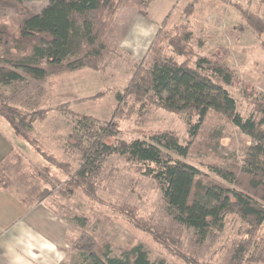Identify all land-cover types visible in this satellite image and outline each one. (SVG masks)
Masks as SVG:
<instances>
[{"label": "trees", "instance_id": "1", "mask_svg": "<svg viewBox=\"0 0 264 264\" xmlns=\"http://www.w3.org/2000/svg\"><path fill=\"white\" fill-rule=\"evenodd\" d=\"M30 1L35 0H0V20L9 9L14 11L18 36L28 42V49L13 54L17 48H24L23 43H10L9 38L0 35V85L23 81L25 76L44 79L85 67L99 70L107 62L105 56L113 53L112 41L107 36L114 31L115 23L111 20L118 9L129 6L148 10L154 0H48L39 13L27 7L26 2ZM198 2L190 0L186 13H192ZM237 7L247 23L263 34L264 19L240 5ZM169 16L170 13L157 32V42L161 41L157 43L155 39L151 43L145 57L131 66L125 87L116 92L110 120L78 113L70 101L57 107L76 119L69 138L75 152L81 155V164L70 173L66 185L69 190L82 188L86 195L95 197V187L90 186L97 180L102 163L113 154H121L157 181L175 220L193 228L199 244H204L214 230H222L228 215H238L243 226L234 243L231 264H252L254 260L261 263L262 254H255L253 248L260 246L256 244V235L264 224V97L255 101V110L249 116H244L228 87L238 79L236 72L221 57L188 48L193 33L186 24L172 26L174 35H163ZM151 105L186 114L188 140L184 142L177 133L163 131L150 135L152 142L142 138L107 142L109 137L119 134L116 120L130 118L137 110L144 112ZM210 111L228 117L255 144L243 165H211L208 170L217 179L205 181L203 169L168 152L188 156L193 138ZM0 115L27 139L33 123L46 117V112H21L0 94ZM4 169L3 165L1 170ZM3 175L8 179V175ZM6 179L2 181L3 187L11 185ZM127 213L137 227L155 232L144 226L142 219ZM95 238L85 230L76 239L68 237L71 248L81 252L78 264H168L165 259L153 260L142 243L115 254L109 242ZM180 257L188 264H200L188 255Z\"/></svg>", "mask_w": 264, "mask_h": 264}, {"label": "rangeland", "instance_id": "2", "mask_svg": "<svg viewBox=\"0 0 264 264\" xmlns=\"http://www.w3.org/2000/svg\"><path fill=\"white\" fill-rule=\"evenodd\" d=\"M174 1L163 35H174L176 31L171 29L172 26L186 24L193 33L188 48L210 57H221L236 72L238 79L228 87L237 99L239 110L249 116L255 110V101L264 97V33L258 34L237 6L264 19V0H199L192 13H186L190 0ZM160 3L165 0H154L148 10L129 6L118 9L111 20L115 23L114 31L107 36L112 41L113 53L105 56L107 62L99 70L85 67L44 79L25 76L23 81L0 85V94L5 101L21 112H46V117L33 123L30 137L25 138L27 145H21L14 152L19 160L14 172L18 173L21 182L13 188L30 200L46 202L54 213L66 218L70 223L68 237L71 239H76L85 230L94 234L96 241L109 242L115 254L142 243L153 260L165 259L168 264H188L181 255H188L200 264H231L234 243L238 241L239 229L243 226L240 217L228 215L224 228L214 230L204 244H199L194 229L175 220L157 181L121 154H113L102 163L97 180L90 186L95 187V197L86 195L82 188L69 190L66 185L70 173L81 164V155L75 152L77 149L69 138L76 119L57 107L70 101L78 113L100 120L111 119L116 92L125 87L131 66L146 55L133 57L122 46L124 36L135 20L155 23L163 14L159 23V27L162 26L170 9L165 6L162 11L157 10ZM47 4L48 0L26 2L34 13L41 12ZM17 19L16 13L9 9L0 20V35L9 38L10 43H23L24 48H17L13 54L28 49V42L18 36ZM132 29L131 32L135 33L136 28ZM140 38L139 35L135 43ZM155 39L157 42V33L152 42ZM187 118L186 114L151 105L144 112L137 110L130 118L116 120L119 134L109 137L107 142L116 138L151 141L150 135L163 131L177 133L185 142L188 140ZM1 124L4 126V122ZM254 144V139L228 117L210 111L193 138L188 156L168 153L199 166L205 171L203 180L208 181L217 179L208 170L209 166L239 167L245 163L246 154ZM23 172L25 180L20 178ZM125 211L142 219L141 223L155 232L137 227ZM156 233L157 238L154 237ZM256 244L260 246L254 247L253 252L261 253L264 258V224L256 235ZM70 249L68 264L80 263V250L72 249L71 244ZM252 264H264V261L254 260Z\"/></svg>", "mask_w": 264, "mask_h": 264}, {"label": "crops", "instance_id": "3", "mask_svg": "<svg viewBox=\"0 0 264 264\" xmlns=\"http://www.w3.org/2000/svg\"><path fill=\"white\" fill-rule=\"evenodd\" d=\"M173 2L175 1L165 0L166 4L160 3L157 10L162 11L166 6L170 9L168 15L173 10ZM162 17L163 14L155 23L133 21L136 32H131V26L124 36L122 46L129 50L133 57L140 58L145 55ZM139 35L141 38L135 43ZM1 122H4V126ZM24 144L27 145L26 139L0 115V264H68L72 253L67 240L70 223L66 218L54 213L51 205L23 197L18 189L13 188L21 182L18 173L14 172L19 161L14 152ZM3 165L6 169L1 170ZM25 172L20 178L24 179ZM3 174L8 175V179H5L11 181L9 187H3Z\"/></svg>", "mask_w": 264, "mask_h": 264}]
</instances>
